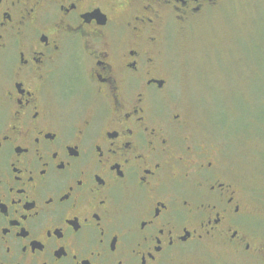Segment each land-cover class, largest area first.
<instances>
[{
    "label": "flooded vegetation",
    "instance_id": "1",
    "mask_svg": "<svg viewBox=\"0 0 264 264\" xmlns=\"http://www.w3.org/2000/svg\"><path fill=\"white\" fill-rule=\"evenodd\" d=\"M218 0H0V264L264 260V225L173 92L168 33Z\"/></svg>",
    "mask_w": 264,
    "mask_h": 264
},
{
    "label": "rangeland",
    "instance_id": "2",
    "mask_svg": "<svg viewBox=\"0 0 264 264\" xmlns=\"http://www.w3.org/2000/svg\"><path fill=\"white\" fill-rule=\"evenodd\" d=\"M168 54L192 130L222 148L264 225V0H218L168 33ZM220 255L200 247L169 264H264Z\"/></svg>",
    "mask_w": 264,
    "mask_h": 264
},
{
    "label": "trees",
    "instance_id": "3",
    "mask_svg": "<svg viewBox=\"0 0 264 264\" xmlns=\"http://www.w3.org/2000/svg\"><path fill=\"white\" fill-rule=\"evenodd\" d=\"M262 94H260L261 97H264V92H261ZM262 121V120H261Z\"/></svg>",
    "mask_w": 264,
    "mask_h": 264
}]
</instances>
